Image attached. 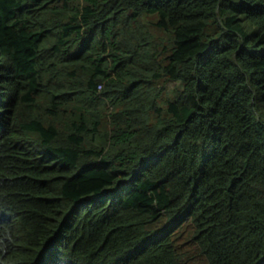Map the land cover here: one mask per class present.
Listing matches in <instances>:
<instances>
[{
    "label": "trees",
    "instance_id": "obj_1",
    "mask_svg": "<svg viewBox=\"0 0 264 264\" xmlns=\"http://www.w3.org/2000/svg\"><path fill=\"white\" fill-rule=\"evenodd\" d=\"M194 262L264 264V0H0V264Z\"/></svg>",
    "mask_w": 264,
    "mask_h": 264
},
{
    "label": "rangeland",
    "instance_id": "obj_2",
    "mask_svg": "<svg viewBox=\"0 0 264 264\" xmlns=\"http://www.w3.org/2000/svg\"><path fill=\"white\" fill-rule=\"evenodd\" d=\"M201 262V261H200ZM200 262H194V264H200ZM204 262V261H203ZM205 264V263H204Z\"/></svg>",
    "mask_w": 264,
    "mask_h": 264
}]
</instances>
